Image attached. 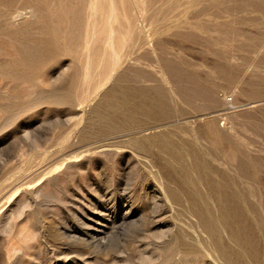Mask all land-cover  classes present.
Masks as SVG:
<instances>
[{
	"label": "rangeland",
	"instance_id": "374dc122",
	"mask_svg": "<svg viewBox=\"0 0 264 264\" xmlns=\"http://www.w3.org/2000/svg\"><path fill=\"white\" fill-rule=\"evenodd\" d=\"M262 29L264 0H0V264H264Z\"/></svg>",
	"mask_w": 264,
	"mask_h": 264
},
{
	"label": "bare ground",
	"instance_id": "6f19581e",
	"mask_svg": "<svg viewBox=\"0 0 264 264\" xmlns=\"http://www.w3.org/2000/svg\"><path fill=\"white\" fill-rule=\"evenodd\" d=\"M100 3H101V2H100ZM92 5H93V4H92ZM230 5H232V4H230ZM95 7H96V6H95ZM125 8H126V7H125ZM93 9H94V7H93ZM93 9H92V10H93ZM205 10H206V9H205ZM230 12H231V11H230ZM242 24H243V23H242ZM224 26H225V25H224ZM109 27H110V26H109ZM262 30H264V29H262ZM92 31H93V30H92ZM110 33H111V32H110ZM111 34H112V33H111ZM253 36H254V35H253ZM108 38H109V37H108ZM248 38H249V37H248ZM109 40H111V39H109ZM245 40H247V39H245ZM213 42H214V41H213ZM248 42H249V41H248ZM246 45H247V44H246ZM245 47H246V46H245ZM222 52H223V50H222ZM224 59H225V58H224ZM171 64H172V63H171ZM169 65H170V64H169ZM231 66H232V65H231ZM258 66H259V65H258ZM259 67H260V66H259ZM166 69H167V68H166ZM172 69H173V68H172ZM261 70H262V69H261ZM237 73H238V72H237ZM253 74H254V73H253ZM215 75H216V74H215ZM262 84H264V83H262ZM150 90H151V89H150ZM196 90H197V89H196ZM211 90H212V89H211ZM140 91H141V93H142L143 90H140ZM140 91H139V93H140ZM129 92H130V91H129ZM136 92H137V91H136ZM134 94H135V93H134ZM143 94H144V93H142V95H143ZM162 94H163V93H162ZM142 95H141V96H142ZM145 95H146V94H145ZM163 95H164V94H163ZM137 96H140V94L137 95ZM149 96H150V95H149ZM134 97H135V96H133V95H131V94H130V95H129V94H126V95L124 96V98L127 100V102L131 103L132 101H134V102H132L133 104H134L135 102H137L136 100H134ZM142 97H145V96L143 95ZM150 97L152 98L153 96H150ZM162 97H163V96L160 97L161 99L157 102V104H158V105H161V106H164V105H165V100H164ZM140 98H141V97H140ZM165 98H166V97H165ZM147 99H148V98H147ZM166 99H167V98H166ZM153 100H154V98H153ZM153 100L148 99V100L146 101V97H145V100L142 98V100H140V102H141L142 104L138 101V102H137V103H138L137 105H138V106H139V104H140L141 106L144 105L145 108H143V110L140 109V111L138 110L139 112L136 110V108H134V109H135V112H134V111H133V112H134L135 114H136V112L139 114L141 111H143V113L145 114V117H146V115H147V116L150 117V118L152 117V119L156 117L155 119H156V120H157V119L159 120V118H160L161 115H160L159 117H157V116L159 115V114L157 113L158 111L155 112V113H152V108H150V106H148L150 109H149V108H148V109L146 108L147 105H151V104H153ZM148 101H151L152 103H151V102L149 103ZM154 102H155V101H154ZM173 103H174V102H173ZM135 105H136V104H135ZM168 105H169V104H168ZM144 106H142V107H144ZM151 106H153V105H151ZM154 106H155V105H154ZM170 106L172 107L173 105H170ZM133 107H134V106H133ZM135 107H136V106H135ZM169 108H170V107H169ZM137 109H139V108H137ZM149 110H150L151 112H150ZM183 110H184V109H183ZM124 111H125V110H124ZM153 112H154V111H153ZM171 112H172V111H171ZM173 112H174V110H173ZM129 113L131 114L130 111H129ZM126 114H127V113H126ZM138 114H136V115H138ZM144 114L142 115V112H141L142 117H144ZM156 114H157V115H156ZM133 115H134V114H133ZM171 115H173V114H171ZM154 116H155V117H154ZM112 117H113V116H112ZM140 117H141V116H140ZM168 117L170 118V116H168ZM108 119H109V123H107L106 121H105V122H106L107 124L112 125V124L110 123V120H112V121L115 120L114 117H113V119H112L111 117L108 118ZM137 119H138V117H137ZM137 119H136V120H137ZM155 119H154V120H155ZM160 119L162 120V119H164V118H160ZM166 119H167V118H166ZM104 120H105V119H104ZM139 120H141V118H139ZM139 120L137 121V123L139 122ZM148 120H150V119H147V121H148ZM154 120H152V121H154ZM131 121H132V120H131ZM133 121H134V120H133ZM141 121L145 122L144 120H141ZM147 121H146V122H147ZM150 121H151V120H150ZM113 122H115V121H113ZM100 123H101V122H100ZM115 123H116V122H115ZM140 123H141V122H140ZM116 124H117V123H116ZM129 125H130V124H129ZM208 126H209V125H208ZM108 127H109V126H108ZM112 127H113V126H112ZM114 127H115V126H114ZM161 133H162V132H161ZM171 133L174 134V132H172V131H171ZM171 133H170V134H171ZM165 134H166V133H164L163 135L165 136ZM173 134H172V136L175 135V134H174V135H173ZM176 134H177V133H176ZM223 134H224V133H223ZM167 135H168V132H167ZM167 135L165 136L166 138H165V137L163 138V141H165L164 139H167V137H168ZM162 137H163V136H162ZM162 137H161L160 139H162ZM170 137H171V136H170ZM176 137H178V136L176 135ZM173 138H174V137H173ZM173 138H172V141H173ZM147 139H148V138H147ZM147 139H146V140H147ZM151 139H152V138H151ZM169 139H171V138H169ZM175 139H176V138H175ZM178 139H179V138H178ZM184 139H185V138H184ZM149 140H150V139H149ZM154 140H156V141H155V144H153V146L155 147V145H157V147H158V144H159V143L157 142V140H158L159 142H160V140H159V139H153L152 141L154 142ZM167 140H168V139H167ZM181 140L185 142L186 139H185V140L181 139ZM147 141H148V140H147ZM152 141H151V142H152ZM170 141H171V140L168 141V142H169V145L172 143V142H170ZM175 141H176V142L179 141V143H180V139H179L178 141H177V140H175ZM148 142H149V141H148ZM156 142H157V143H156ZM176 142H175V143H176ZM187 142H189V141H187ZM175 143H174V144H175ZM181 143H182V142H181ZM181 143H180V144H181ZM139 144L142 145V142L139 143ZM163 144H164V143H163ZM163 144H162V149H164V148H163ZM172 144H173V143H172ZM187 144H189V143H187ZM187 144H186L185 146L188 147V148H190L189 146H187ZM143 145H144V144H143ZM143 145H142V146H143ZM148 145H150V142H149ZM148 145H147V146H148ZM176 145H177V144H176ZM189 145H190V144H189ZM137 146H139V145H137ZM142 146H141V147H142ZM153 146L150 145V148H153ZM171 146H172V145H171ZM185 146H184L183 148H185ZM190 146H191L192 148H194L193 144H191ZM143 147H144V146H143ZM145 147H146V146H145ZM160 147H161V146H160ZM166 148H167V147H166ZM173 148H175V147H173ZM176 148H177V146H176ZM183 148H182V150H183ZM192 148H190V153H191V150H193ZM195 148H196V146H195ZM159 149H160V148H159ZM185 149H186V148H185ZM227 149H228V148H227ZM152 150H153V149H152ZM164 150H165V149H164ZM180 150H181V148L178 149V150H175V151L178 152L177 154H176V152L174 151L175 154L177 155V157H175V158H178L179 160H181L182 157H183V154H182V155L179 154V153L181 152ZM194 150H195V149H194ZM146 151H148V152L150 153V150H147V149H146ZM165 151H166V150H165ZM170 151H171V149H169V152H170ZM184 151H185V150H184ZM184 151H183V153H186V152H184ZM186 151H187V149H186ZM188 151H189V150H188ZM188 151H187V152H188ZM163 152H164V151H163ZM174 152H173V151L170 152V156H171L172 153L174 154ZM152 153H153V152H152ZM181 153H182V152H181ZM197 153H198V152H197ZM173 154H172V158L174 157ZM178 154H179V155H178ZM186 154H187V153H186ZM186 154H184V156H185ZM192 154H193V152H192ZM195 154H196V151H195ZM198 154H199V153H198ZM156 155H157V154H156ZM156 155H155V156H156ZM164 155H166L165 152H164ZM168 155H169V154H168ZM188 155H189V153H188ZM188 155H187V156H188ZM196 155H197V154H196ZM180 156H182V157L179 158ZM190 156H191V154H190ZM192 156H193V158H194V154H193ZM156 157H157V156H156ZM166 157H167V156H166ZM200 157H201V156H200ZM200 157H199V158H200ZM195 158H196V157H195ZM195 158H194V159H195ZM199 158H197V159H199ZM184 159H185V158H183L182 161H183ZM191 159H192V158H190V160H189V162H188L189 164H190ZM197 159H196V160H197ZM172 160H174V159H172ZM187 160H188V157H187ZM200 160H202V159H200ZM203 160H204V159H203ZM203 160H202V161H203ZM166 161H167V160H166ZM182 161H181V163H182ZM204 161H206V160H204ZM170 162H171V161H169V163H170ZM174 162L178 163V160H177V161L174 160ZM176 163H174V164H176ZM192 163H193V161H192ZM192 163H191V165L194 167L195 163H194V164H192ZM196 163H198V162H196ZM200 163H201V165H203L202 163H204V166H206L205 162H199V164H200ZM174 164L172 165V163H171L172 166H174ZM183 164H184V166L187 165L186 162H183ZM183 164H180V167H179V168H183V167H184V166H182ZM169 165H170V164H169ZM171 165H170V166H171ZM177 165H179V163H178ZM197 165H198V164H197ZM197 165H196V167H200L199 165H198V166H197ZM187 166H188V165H187ZM187 166L184 167V170H186V169H190L191 172H193V170L191 169V166H190V168L187 167ZM204 166H201V167H204ZM175 167H177V166H175ZM196 167H195V168H196ZM201 167H200V168H201ZM185 168H186V169H185ZM195 168H193V169H195ZM204 168H205V167H204ZM171 169H173V167H172ZM175 169H177V168H175ZM175 169H173V170H175ZM205 169H206V168H205ZM205 169H204V171H205ZM184 170H182V171H184ZM190 170L187 171V172H189V174H190ZM195 170H197V169H195ZM195 170H194V171H195ZM198 170L200 171V169H198ZM201 170H202L201 172H204L203 169H201ZM179 171H180V170H179ZM166 172H168V171H166ZM185 172H186V171H185ZM185 172H184V175H185V174L187 175V173H185ZM201 172H200V175L203 174V176H204V173L201 174ZM227 172H228V171H227ZM182 173H183V172H182ZM195 173H196V172H195ZM197 173H198V172H197ZM197 173H196L195 178L197 177ZM205 173H206V172H205ZM193 174H194V172H193ZM193 174H192V176H193ZM178 176H180V175H178ZM182 176H183V175H182ZM190 176H191V174H190ZM192 176H191V178H192L191 182H192V181H195V180L193 179ZM203 176H201V177L203 178ZM207 176H208V175H206L205 178H206ZM167 177H168V176H167ZM187 177H188V176H187ZM201 177L199 176L198 178H201ZM208 177H209V180H210V179H211L210 176H208ZM208 177H207V178H208ZM217 177H218V176H217ZM225 177H226V176H225ZM191 178H189V179H191ZM205 178H204V181L206 182L207 180H206ZM215 178H216V177H215ZM219 178H221V180L218 179V181H222V177H219ZM227 178H229V177H227ZM234 178H235V177H234ZM179 179H182V180H183V179H186V177H184V178L182 177V178H181V176H180ZM189 179H188V180H189ZM196 179H197V178H196ZM225 179H226V178H225ZM235 179H236V178H235ZM174 180H175V179H174ZM174 180H173V185H174V182L176 181V180H175V181H174ZM188 180L186 179V181L183 182V184H184V183H189V182H187ZM197 180H198V182H199V184H200L199 186H201V185L203 184V187H201V188L204 189V188H205V187H204V183L201 184V181H200L201 179H200V180L197 179ZM209 180H208V181H209ZM214 180H215V179H214ZM226 180H227V179H226ZM226 180H224L222 183L226 182ZM232 180H233V179H232ZM236 180H237V179H236ZM254 180H255V179H254ZM228 181L231 182L230 178L228 179ZM171 182H172V181H171ZM209 182H210V181H209ZM209 182H208V183H209ZM212 182H213V181H212ZM214 182H216V181H214ZM214 182H213V183H214ZM232 182H233V181H232ZM232 182H231V184H232ZM235 182H237V181H234V183H235ZM252 182H253V181H252ZM179 183H182V182H179ZM192 183H193V182H192ZM192 183H191V184H192ZM217 183H218V182H217ZM234 183H233V185H235ZM176 184H177V183H176ZM176 184H175V185H176ZM183 184H182V185H181V184H180V185L178 184V185H176V186H179V187L182 186L181 191H183V186L185 185V184H184V185H183ZM197 184H198V183H197ZM211 184H212V183H211ZM211 184H210V185H211ZM220 184H221V183H220ZM220 184H219V185H220ZM216 185H218V184H216ZM219 185L217 186L218 189H220V188H224V189H221V191H222V190L225 191V188H227V185H225V184H224V186H226V187H224V186L221 187L222 184H221V186H219ZM253 185H254V183H253ZM171 186H172V185H171ZM176 186H174V187H176ZM186 186H187V185H186ZM189 186H190V185H189ZM196 186H198V185H195L194 187H196ZM213 186H214V187H213ZM251 186H252V185H251ZM212 187H213V189H214V188H215V185H212ZM228 187H230V186H228ZM233 187H234V186H233ZM186 188H187V187H186ZM192 188H193V187H192ZM192 188H191V190H192ZM196 188H197V187H196ZM174 189H175V188H174ZM184 189H185V188H184ZM197 189H199V188H197ZM234 189H235V188H234ZM179 190H180V188H179ZM188 190H189V189H188ZM191 190H189V192H192ZM194 190H195V189H194ZM200 190H201V189H200ZM226 190H229V188L226 189ZM230 190H231V188H230ZM230 190H229L228 192H230ZM232 190H233V189H232ZM232 190H231V191H232ZM197 191H198V190H197ZM197 191L195 190V192H197ZM203 191H204V190H203ZM215 191H217L216 188H215ZM184 192H185V191H184ZM186 192H187V191H186ZM195 192H193V194H194ZM210 192L213 193V190L210 191ZM222 192H223V191H222ZM225 192H226V191H225ZM228 192H227V193H228ZM232 192H233V191H232ZM235 192H236V191H235ZM199 193H200V195H202V192H201V191H200ZM207 193H209L207 190H206V193H205V194H204V192H203V197H204V195H206ZM227 193H225V195H226ZM237 193H238V191H237ZM181 194H183V193H181ZM185 194H186V193H185ZM196 194H197V193H196ZM196 194H194V195L196 196ZM233 194H235V193L233 192ZM172 195H173V194H172ZM207 195H208V194H207ZM210 195H211V194H210ZM210 195H208V196H210ZM213 195H214V193H213ZM213 195H212V196H213ZM237 195H238V194H237ZM201 197H202V196H201ZM210 197H211V196H210ZM230 197H231V196H230ZM235 197H236V196L234 195V196H233V199H234L233 202L235 201ZM212 198L216 199L217 197H216V198H215V197H212ZM184 199H185V198H184ZM205 199H206V198H205ZM210 199H211V198H210ZM192 200H193V199H192ZM203 200H204V199H203ZM225 200H226V199H225ZM236 200H237V199H236ZM182 201H183V200H182ZM205 201H206V200H205ZM210 201H211L212 204L214 203V202H212V199H211ZM210 201H209V202H210ZM216 201H217V200H216ZM209 202H208V203H209ZM218 202H220V201H218ZM193 203H194V201H193ZM206 203H207V201H206ZM208 203H207V204H208ZM211 203H209L208 205H210ZM184 204H186V203H184ZM187 204H188V203H187ZM187 204H186V205H187ZM188 205H189V204H188ZM196 205H197V204H196ZM214 205H215V204H214ZM216 205H217V204H216ZM184 206H185V205H184ZM190 206H191V204H190ZM197 206H198V205H197ZM212 206H213V205H212ZM218 206H219V205H218ZM218 206H215V207L218 208ZM185 207H186V206H185ZM191 207H192V206H191ZM213 207H214V206H213ZM232 207H234V206H232ZM189 208H190V207H189ZM189 208H188V210H189ZM200 208H201V207H200ZM217 208H216V209H217ZM220 208H221V207H219V209H220ZM223 208L226 209L225 207H222V209H223ZM234 208H235V207H234ZM201 209H202V208H201ZM216 209H215V210H216ZM219 209H217V211H218ZM193 210H198V209H195V208H194ZM207 210H210V208H209V209L207 208ZM215 210H213V211H215ZM237 210H238V209H237ZM189 211H190V210H189ZM210 211H211V210H210ZM210 211H209V212H210ZM224 211H225V210H224ZM226 211H227V210H226ZM194 212H196V211H194ZM228 212H229V211H228ZM232 212H233V211H232ZM234 212H235L234 214H236V211H235V210H234ZM215 213L217 214V215L215 214L216 216H219V215L221 214V209H220V212L218 211V213H217V212H215ZM222 213H224V212L222 211ZM225 213H226V212H225ZM198 214H199V212H198ZM210 214H211V212H210ZM210 214H209V216H210ZM218 214H219V215H218ZM237 214H238V213H237ZM200 215H201V216H199V217H203L202 215H204V212H201ZM212 215H213V214H211V216H212ZM215 215H214L213 217H215ZM222 215H223V214H222ZM227 215H228V214H227ZM231 215H232V214H231ZM231 215H230V216H231ZM206 216H207V215H206ZM230 216H228V217L230 218ZM199 217H196V218H197V219H196V222H197V220H198ZM213 217H210V219H211V218L214 219ZM220 217H221V216H220ZM223 217H225V215H224ZM203 218H204V217H203ZM217 218H218V219H217V222H219V217H217ZM233 218H235V216H234ZM236 218H237V216H236ZM244 218H245V217H244ZM207 219H208V218H207ZM210 219H209V220H210ZM199 220H200V219H199ZM199 220H198V221H199ZM220 220H221V219H220ZM222 220H223V218H222ZM225 220H226V219H225ZM201 221H202V220H200V222H201ZM211 221H212V220H211ZM211 221H210L209 223H211ZM215 221H216V220H215ZM215 221H214V223H212V224H215ZM229 221H230V220H229ZM217 222H216V223H217ZM202 223H203V222H202ZM204 223H205V222H204ZM204 223H203V224H204ZM179 224H180V223H179ZM196 224H197V223H196ZM217 224H218V226H219V223H217ZM217 224H216V225H217ZM223 224H224V223H223ZM205 225H207V224L205 223ZM237 225H238V224H237ZM192 226H193V224H192ZM213 226H214V225H213ZM213 226H212V227H213ZM195 227H196V226H195ZM197 227H198V226H197ZM212 227H211V228H212ZM216 227H217V226H216ZM192 228H194V226H193ZM209 228H210V227H209ZM194 229H195V228H194ZM196 229H197V228H196ZM198 229H199V230H196V232H197V231H200V228H198ZM201 229H202V228H201ZM224 229H225V227H224ZM205 230H206V229H205ZM213 230H214V229H212V232H214ZM217 230H218V228H217ZM202 231H203V230H202ZM202 231H200V232H201V234L203 235ZM215 231H216V230H215ZM222 231H223V230H222ZM203 232H204V231H203ZM216 232L219 234L218 231H216ZM223 232H224V234H225L226 231H223ZM197 233H198V232H197ZM198 234H199V233H198ZM198 234H197V235H198ZM208 234H209V233H208ZM211 234H212V233H211ZM214 234H215V233H214ZM218 234H217L216 236H219ZM221 234H222V233H221ZM199 235H200V234H199ZM222 235H223V234H222ZM200 236H201V235H200ZM224 236H225V235H224ZM202 237H203V236H202ZM202 237H200V238H202ZM209 237H210V236H208V238H209ZM222 237H223V236H222ZM203 238H205V237H203ZM213 238H214V236H213ZM213 238H212V239H213ZM219 238H220V237H219ZM223 238H224V237H223ZM217 239H218V238H217ZM208 240H209L208 242H210V239H208ZM213 240H214V239H213ZM213 240H212V242H213ZM215 240H216V237H215ZM223 240H225V239H223ZM240 241H241V240H240ZM204 242H205V241H204ZM206 242H207V241H206ZM218 242H219V241H218ZM231 242H232V241H231ZM231 242H230V243H231ZM246 242H247V241H246ZM214 243H216V242L214 241ZM220 243H221V242H220ZM220 243H219V244H220ZM222 243H223V242H222ZM222 243H221L220 245H222ZM226 243H227V240H226ZM228 243H229V242H228ZM233 243H234V242H233ZM236 243H237V242H236ZM205 244L207 245V243H205ZM211 244H212V243H211ZM239 244H240V243H239ZM244 244L246 245V243H244ZM244 244L242 243V245H244ZM247 244H248V243H247ZM197 245H198V244H197ZM202 245H203V244H202ZM212 245H213V244H212ZM216 245L218 246V244H216ZM226 245H227V244H226ZM250 245H251V244H250ZM214 246H215V245H214ZM214 246H213V248H214ZM217 246H216V248H219V247H217ZM222 246H223V245H222ZM232 246H233V245H232ZM236 246H237V245H236ZM201 247H202V246H201ZM203 247H204V246H203ZM205 247H206V246H205ZM208 247H209V246H208ZM225 247H226V246H224V249H227V248H228V247H227V248H225ZM243 247H245V246H243ZM248 247H249V246H248ZM253 247H254V246H251L252 250H253ZM197 248H198V247H197ZM222 248H223V247H222ZM222 248H221V249H222ZM234 248H235V247H234ZM236 248H237V247H236ZM246 248H247V247H246ZM206 249H207V248H206ZM214 249H215V248H214ZM214 249H212V250H214ZM224 249H223V250H224ZM243 249L245 250V248H243ZM227 250H228V249H227ZM229 250H230V249H229ZM229 250H228V253H229ZM239 250H240V253H241L242 250H241L240 248H239ZM244 250H243V251H244ZM208 251H209V250H208ZM216 251L219 252V249L215 250V252H216ZM234 251H235V250H234ZM237 251H238V250H237ZM237 251H235V252H237ZM248 251H249V250H248ZM254 251H255V250H253L252 253H255ZM210 252H211V251H209L208 253H210ZM212 252H213V251H212ZM218 252H217V253H218ZM222 252H223V251H222ZM222 252H220V253H222ZM224 252H225V251H224ZM224 252H223V253H224ZM235 252H234V253H235ZM246 252H247V251H246ZM213 253H214V252H213ZM213 253H211V254H213ZM220 253H219V254H220ZM230 253H231V252H230ZM252 253H249V254H252ZM243 254H244V253H243ZM247 254H248V253H247ZM247 254H246V256H248ZM216 255H217V254H215V257H216ZM220 255H224V254H220ZM232 255H233V254H232ZM241 255H242V254H241ZM241 255H239V256L241 257ZM244 255H245V254H244ZM255 255L257 256V254H255ZM262 255H264V254H262ZM211 256H212V258H213L214 255H211ZM217 256H219V255H217ZM229 256H230V257H234V256H231L230 254H229ZM239 256H238V257H239ZM246 256H245V257H246ZM252 256H253V255H252ZM252 256H251V257H252ZM256 256H255V259H258V256H259V255L257 256V258H256ZM219 257H220V256H219ZM219 257H218V258H219ZM224 257H226V256L224 255ZM227 257H228V256H227ZM235 257H237V253H236V256H235ZM243 257H244V256H242V258H243ZM249 257H250V256H249ZM212 258H211V259H212ZM220 258H221V257H220ZM228 258H229V257H228ZM242 258H241V259H242ZM252 258H253V257H252ZM214 259H215V258H214ZM235 259H236V258H235ZM235 259H234V260H235ZM245 259H248V258L246 257ZM218 260H219V259H218ZM227 260H228V259H227ZM237 260H238V259H237ZM252 260H254V259H251V258H250V260H248V261H252ZM260 260H261V259H260ZM212 261L217 262L216 260H213V259H212ZM219 261H220V260H219ZM232 261H233V260H232ZM242 261H243V259H242ZM254 261H255V260H254ZM258 261H259V260H258ZM258 261H257V263H258ZM246 262H247V261H246ZM252 262H253V261H252ZM252 262H250V263H252ZM255 262H256V261H255ZM255 262H254V263H255ZM260 262H262V261H260ZM218 263L220 264V262H218ZM223 263H224V262H223ZM226 263H227V262H226ZM257 263H255V264H257ZM258 264H259V263H258Z\"/></svg>",
	"mask_w": 264,
	"mask_h": 264
}]
</instances>
